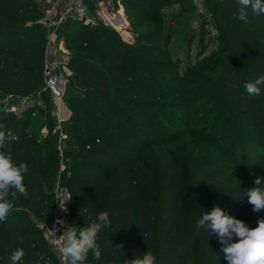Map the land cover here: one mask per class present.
I'll return each mask as SVG.
<instances>
[{
    "label": "trees",
    "instance_id": "16d2710c",
    "mask_svg": "<svg viewBox=\"0 0 264 264\" xmlns=\"http://www.w3.org/2000/svg\"><path fill=\"white\" fill-rule=\"evenodd\" d=\"M178 1L162 0V3ZM212 2L217 9L221 53L215 65L209 67L213 69L204 77L202 91L208 89L214 94L212 98L218 99L217 107L222 112L220 120L226 116V121L233 122L231 129L247 128L245 136L249 141L246 146L250 157L257 158L259 154L255 153L259 151L264 156V87L259 96H249L244 88L251 74H264V15L254 16L249 8L247 21H242L237 18V0ZM41 13L42 9L35 0H0V76L17 93L38 91L45 103L40 123L51 128L47 137L31 129L33 111L38 108L35 103L26 102L22 110L6 113L5 101L0 97V118L5 116L11 121L6 133L11 138L7 149L16 165L20 162L27 164L24 178L34 179L25 199L23 194H17L15 199L9 197L12 205L31 206L30 210L39 220L52 225L55 193L51 187L44 189L48 185L42 187V183L50 178L53 170L60 168L62 162L65 169L61 172V185L69 194L67 216L71 225L84 227L99 213L107 211L115 201L109 215L111 227L104 228L97 240L102 250L101 258L93 259L90 252L87 261L127 264L128 260L151 252L156 257V264H227L216 236H209L204 230L196 231L201 212L218 205L243 221L249 212L253 214L256 227L257 221L264 218V210L253 212V206L248 207L246 201L229 209V195H224L215 204L212 197L203 199L200 196L196 197L199 204L186 227L177 193L183 177L181 168L172 163L173 172H165L163 179L165 182L171 178L172 184L166 188L167 198L162 200L161 214L155 222L143 196L142 185L147 186V180L137 179L140 174L128 169L136 151L144 150L142 145L147 136L163 127L154 121L146 106L151 107L153 102L171 100L172 97L170 102L179 107L180 112L189 104L187 98L178 93H168L161 83L159 88L164 92H157L158 77L165 72V67L159 62L156 71L152 66L154 49H146L149 44L145 47L133 45L132 57L128 60L123 54L125 43L110 27L101 25L94 29L87 26L85 32L73 34L69 44L76 47L67 68L71 73L70 85L80 92L68 99L71 114L62 122L60 129L51 123L52 120L54 122L55 105L51 94L45 90L41 74L47 39L42 23L38 21ZM139 18L144 19L142 15ZM208 23L204 21L198 30L190 32L188 45L191 46L195 39L203 43ZM171 65L174 66L173 62ZM77 80L82 87L76 84ZM3 90L0 89V93ZM166 116L173 120L179 115L167 113ZM140 120L147 127H143ZM59 132L67 146L59 143ZM170 140L163 138L161 141L170 144ZM259 166L257 163L256 169ZM201 172L199 168L193 173V178L198 182L199 191L205 193L208 182L199 181ZM105 187L107 190L102 197ZM134 196L140 202L135 215L132 210ZM23 214V210L13 211L7 217ZM111 244H121L122 251H114ZM197 247L203 251L199 258ZM17 248L25 251L20 264L58 262L59 257L52 254V247L38 233H28L14 226L0 233V264H7L6 260Z\"/></svg>",
    "mask_w": 264,
    "mask_h": 264
},
{
    "label": "rangeland",
    "instance_id": "374dc122",
    "mask_svg": "<svg viewBox=\"0 0 264 264\" xmlns=\"http://www.w3.org/2000/svg\"><path fill=\"white\" fill-rule=\"evenodd\" d=\"M35 1L42 9L38 21L42 23V29L47 36L46 55L41 73L44 81L45 68L50 67L53 60L64 62L66 56L69 59L76 47L74 44H69L73 34L85 32L87 26L98 29L103 25L112 28L119 34L125 43L123 54L127 56L128 60H131L133 45L145 47L149 44L145 48L154 49L151 53L152 66L158 71L156 66L161 62L165 67L163 69L165 72L158 77L157 92L159 94L164 92L159 88L161 83L168 93L176 92L181 97L187 98L188 107L184 108V111L181 109V112L179 107L170 102L173 97L170 98L171 100L164 99L161 102H153L151 107L146 106L149 114H153L154 121H158L160 125L163 124V127L157 132L149 133L145 144L142 145L145 147L144 150L136 151L133 162L128 166L129 170L140 174L137 179L140 180L139 177H141L147 180V186L142 185L143 196L147 203V209L154 215L155 222H158L161 214L162 200L167 198L166 188L172 184L171 178L165 182L163 180L166 176L165 172H173L174 168L171 169L172 166H170L172 163L181 168L183 177V184L177 193L186 227L194 208L199 204L196 197L201 196L203 199L212 197L215 204L224 195H229V201H231L229 209L234 208L242 201H246L248 207L252 206L248 203L245 192L246 188L255 186L256 177H264V165H262L264 156L260 155L259 151L255 153L259 154L257 158L250 157L246 146L249 141V138L245 136L247 128L244 126L242 130L240 127L231 129L233 122L226 121V116L220 120L222 112L221 108L217 107L218 99H213L214 94H211L208 89L202 91L204 77L212 72L213 68L210 70L209 67L212 66L211 64L215 65L216 58L221 53L220 41L222 38L218 36L220 29L217 24V9L212 0H180L172 4H163L162 0H87L84 12L74 11L65 16L61 9L55 5V0ZM48 13L53 17H59L60 22L57 26L52 27L47 23L45 17ZM139 15H142L144 19H140ZM204 21L209 22L206 25L208 36L204 37L202 44L195 39L191 46L188 45L187 39L190 32L198 30ZM65 33H68V36ZM171 62L174 66L171 65ZM53 71L62 75L63 78H68L69 70L65 66L56 67ZM258 76V74H251L249 80L254 81ZM79 85L82 87L81 84ZM152 86L154 87V83ZM0 87V89H4L0 93V97L5 101L6 113L12 106L17 111L22 110L26 102L35 103L38 106L33 111L34 120L31 129L38 131L41 136L47 137L51 128L40 123L45 103L41 99V95H38V91H29L27 94L17 93L3 82L2 75L0 76ZM74 92L78 93L80 89L74 88L68 80L66 99H69ZM167 113H175L179 116L170 120L169 116H166ZM53 116L54 122L52 120L51 123H55L60 128L66 118L61 114H56L55 110ZM142 121L140 120L142 126L147 127ZM10 126L11 121L7 117L0 118V131L7 133ZM58 136L59 143L64 147L66 145L62 140L64 136L61 132ZM234 137H236L235 140L240 138L241 144L239 140L235 141ZM163 138L172 139L171 143L161 141ZM235 150L236 152H234ZM257 163L261 165L259 169L255 167ZM59 165L60 168L53 170L50 173V178L43 181L42 187L47 184L48 186L44 189L51 187L55 193L53 224L62 217V214H65L67 221L64 222L66 224L64 228H67L71 225L67 216L69 196H66V188L61 185V172L65 167L62 162ZM199 168L202 169L199 181L206 180L208 182L205 193L199 191L198 182L193 178V173ZM24 179L27 189L26 194H23L25 199L29 196L28 188L33 184L34 179ZM106 190L107 187H105L102 197L105 196ZM114 202L113 200L107 210L109 215ZM139 203L137 197L134 196L132 200L133 215L139 209ZM63 207L66 208V211L62 210ZM30 209L31 206L24 208L21 204L13 206L9 215L13 211L19 210H23L25 214L13 216V218L7 217L6 220L0 221V233L7 228L17 226L19 230L38 233L45 239V230L51 225L39 220ZM244 221L250 228H255L252 213L248 212ZM3 223L5 226H2ZM103 230L104 228L98 233V240ZM51 252L55 255L53 249ZM196 253L197 258L203 255V251L198 247ZM55 256L58 258L57 255ZM6 262L7 264L11 263L10 258ZM57 264H63L59 258ZM85 264L96 263L86 260Z\"/></svg>",
    "mask_w": 264,
    "mask_h": 264
},
{
    "label": "clouds",
    "instance_id": "9594fccd",
    "mask_svg": "<svg viewBox=\"0 0 264 264\" xmlns=\"http://www.w3.org/2000/svg\"><path fill=\"white\" fill-rule=\"evenodd\" d=\"M237 4V18L242 21H247L249 8L254 16L264 15V0H237ZM262 86L264 74L244 84L249 96H259ZM10 139L5 132L0 131V221L6 220L13 207L9 197L15 199L17 194L27 192L23 182L24 173L28 171L27 164L20 162L16 165L13 162V155L7 149ZM254 185L246 188L245 196L253 206L252 211L260 212L264 210V177H256ZM62 210L66 211V208L63 207ZM58 223L63 225V228L66 225L62 220ZM110 227L111 219L105 211L82 228L73 225L64 228L59 251L65 264H85L90 252L93 259L99 260L102 250L97 243L98 233L102 228ZM201 230L208 232L209 236H216L222 245L221 251L227 264H264V218L257 221L255 228H250L243 220L214 205L209 211L201 212L196 231ZM111 245L114 251H122L121 244ZM24 256V249L17 248L10 254L11 264H20ZM127 264H156V257L151 252H145L142 257L128 260Z\"/></svg>",
    "mask_w": 264,
    "mask_h": 264
},
{
    "label": "built area",
    "instance_id": "2783aa9c",
    "mask_svg": "<svg viewBox=\"0 0 264 264\" xmlns=\"http://www.w3.org/2000/svg\"><path fill=\"white\" fill-rule=\"evenodd\" d=\"M86 4V0H55V5L61 9V12L64 16L72 14L74 11L78 13L84 12ZM45 20L52 27L57 26L60 22L59 17H53L50 15V13L46 15ZM68 60V56H66V59L63 63H67ZM61 63L62 62L60 60L56 59L50 63V67L48 66L45 68V90L51 94L55 105V111L58 115L60 114L59 112L61 110V106L64 105L66 101L67 79L63 78L62 75L54 72L53 70L56 69V67H58ZM9 110L16 111L17 109L12 106ZM61 220L64 222L67 221V217L65 214H62V217L57 219V221L53 225L47 227V229L45 230V239L52 247L56 255L59 257L61 262L65 264V261L63 260L59 251L64 230L63 225L58 223V221Z\"/></svg>",
    "mask_w": 264,
    "mask_h": 264
},
{
    "label": "crops",
    "instance_id": "0c3cea01",
    "mask_svg": "<svg viewBox=\"0 0 264 264\" xmlns=\"http://www.w3.org/2000/svg\"><path fill=\"white\" fill-rule=\"evenodd\" d=\"M50 47H51V45H50ZM50 47H49V48H50ZM48 50H50V49H48ZM60 57H61V55H60ZM60 66H65V67H67V63H63V62H62V63L60 64ZM60 66H58V67H60ZM70 74H71V73L69 72V74H68V78H67V82H66V88L68 87V80H69V75H70ZM76 84H77L78 86H80L78 80L76 81ZM74 94H76V93L74 92L72 95H74ZM67 101H68V99H66L64 105L61 106V110H60V114H61L62 116H64L65 118L69 117L70 114H71V111H70V109H69V107H68V105H67ZM55 113H56V111H55Z\"/></svg>",
    "mask_w": 264,
    "mask_h": 264
},
{
    "label": "water",
    "instance_id": "95a60500",
    "mask_svg": "<svg viewBox=\"0 0 264 264\" xmlns=\"http://www.w3.org/2000/svg\"><path fill=\"white\" fill-rule=\"evenodd\" d=\"M67 118H68V117H67ZM67 118H66V119H67ZM65 194H66L67 197L69 196V195H68V192H67L66 190H65Z\"/></svg>",
    "mask_w": 264,
    "mask_h": 264
}]
</instances>
